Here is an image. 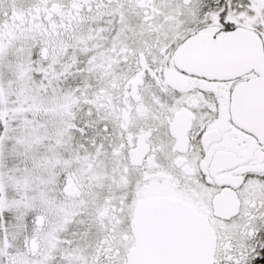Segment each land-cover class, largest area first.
<instances>
[{
	"label": "snow or ice",
	"instance_id": "6c2138e0",
	"mask_svg": "<svg viewBox=\"0 0 264 264\" xmlns=\"http://www.w3.org/2000/svg\"><path fill=\"white\" fill-rule=\"evenodd\" d=\"M0 264H264V0H0Z\"/></svg>",
	"mask_w": 264,
	"mask_h": 264
}]
</instances>
